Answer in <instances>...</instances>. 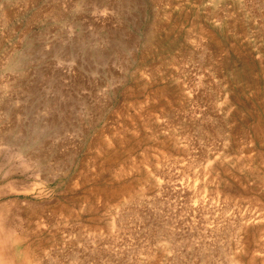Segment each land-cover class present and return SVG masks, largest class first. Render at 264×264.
I'll use <instances>...</instances> for the list:
<instances>
[{"label": "rangeland", "instance_id": "374dc122", "mask_svg": "<svg viewBox=\"0 0 264 264\" xmlns=\"http://www.w3.org/2000/svg\"><path fill=\"white\" fill-rule=\"evenodd\" d=\"M0 264H264V0H0Z\"/></svg>", "mask_w": 264, "mask_h": 264}]
</instances>
